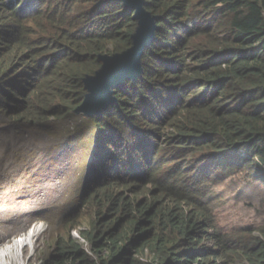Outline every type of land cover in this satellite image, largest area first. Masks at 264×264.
<instances>
[{
  "label": "trees",
  "instance_id": "trees-1",
  "mask_svg": "<svg viewBox=\"0 0 264 264\" xmlns=\"http://www.w3.org/2000/svg\"><path fill=\"white\" fill-rule=\"evenodd\" d=\"M146 2L161 19L144 78L92 119L107 186L94 192L91 232L82 233L93 255L67 236L48 263L264 264V224L258 235L218 232L204 192L230 179L264 184V0ZM0 8L13 22L0 30V56L15 53L1 73L0 114L22 127L72 116L100 56L130 48L136 30L134 13L110 0H0ZM20 61L27 71L5 76ZM129 145L134 156L125 157ZM138 184L142 198L126 194Z\"/></svg>",
  "mask_w": 264,
  "mask_h": 264
},
{
  "label": "rangeland",
  "instance_id": "rangeland-1",
  "mask_svg": "<svg viewBox=\"0 0 264 264\" xmlns=\"http://www.w3.org/2000/svg\"><path fill=\"white\" fill-rule=\"evenodd\" d=\"M12 24L9 11L0 8V30ZM23 24L26 30L35 32L30 34V40L38 37L32 22ZM14 54L10 51L0 56V78H3L1 73L11 65L9 61ZM141 63L142 77L137 78V82L126 81L123 86L115 87L113 95L106 101V107L93 117L76 115L74 111L72 116L60 120L49 119L42 125L22 127L0 114V245L29 231L30 225L39 227L32 250L28 252L27 248H22V261L26 258L27 264H49L48 259L55 247L60 242L64 243L67 236L93 255L90 243L82 233L91 232L95 217L94 192L107 186H101L97 170L96 163L101 158V152L99 134L92 119L103 116L118 104L117 92L124 90L129 82L138 84L144 78L147 58L143 56ZM17 64L18 70L5 76L19 78L27 71L23 61ZM167 136L169 132L162 136V149L171 145ZM124 156H134L131 145L124 151ZM225 159L222 160L224 164L227 163ZM208 169L218 170L221 175L222 169L216 163H209ZM230 180L204 188L207 193L205 201L213 212L218 232L251 227L258 235L257 229L264 224V184L250 179L253 183L249 187L247 180L240 179L241 183L237 184H232ZM143 189L138 184L129 193L120 187H112L108 191L110 194L124 192L142 198L138 193ZM207 244L214 248L212 241Z\"/></svg>",
  "mask_w": 264,
  "mask_h": 264
},
{
  "label": "water",
  "instance_id": "water-1",
  "mask_svg": "<svg viewBox=\"0 0 264 264\" xmlns=\"http://www.w3.org/2000/svg\"><path fill=\"white\" fill-rule=\"evenodd\" d=\"M110 1L121 2L126 10L134 13L133 20L137 27L131 37L132 45L125 52L100 56L101 69L83 80L86 93L82 105L75 110L76 115L93 117L101 113L115 87L123 86L126 81L137 82V78L142 77L141 59L144 52L156 41L157 22L161 18L147 11L146 0Z\"/></svg>",
  "mask_w": 264,
  "mask_h": 264
},
{
  "label": "bare ground",
  "instance_id": "bare-ground-1",
  "mask_svg": "<svg viewBox=\"0 0 264 264\" xmlns=\"http://www.w3.org/2000/svg\"><path fill=\"white\" fill-rule=\"evenodd\" d=\"M38 228L36 225H30L29 231H24L19 236L15 237L14 240H10L3 245L1 244L0 264H27L26 258L22 261V248H27L26 250H28V252L32 250L33 241L38 234Z\"/></svg>",
  "mask_w": 264,
  "mask_h": 264
}]
</instances>
